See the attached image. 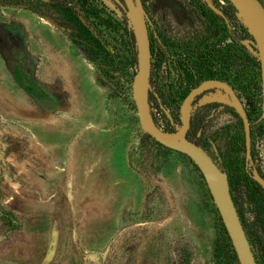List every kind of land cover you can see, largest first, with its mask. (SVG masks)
Listing matches in <instances>:
<instances>
[{
  "label": "rangeland",
  "instance_id": "1",
  "mask_svg": "<svg viewBox=\"0 0 264 264\" xmlns=\"http://www.w3.org/2000/svg\"><path fill=\"white\" fill-rule=\"evenodd\" d=\"M227 1L141 0L156 34L181 46L206 39L216 50L233 30ZM30 2L41 14L0 2V211L11 213L16 227L9 230L0 216V264H237L197 168L143 138L131 93L133 26L123 0H86L78 11L87 22L77 30L59 27L52 17L63 14L47 0ZM70 36L79 38L76 47ZM252 39L246 49L259 65L264 53ZM93 50L102 52L97 62ZM14 62L46 95L15 80ZM153 72L162 77L157 67ZM255 72L250 92L235 93L264 175L260 66ZM156 79L147 86L148 115L176 133L173 81ZM214 103L224 108L198 101L187 109L189 124L202 114L208 122L188 138L218 162L242 145V129L229 105ZM212 131L224 137L214 147L206 141ZM259 257L264 264V248Z\"/></svg>",
  "mask_w": 264,
  "mask_h": 264
},
{
  "label": "flooded vegetation",
  "instance_id": "2",
  "mask_svg": "<svg viewBox=\"0 0 264 264\" xmlns=\"http://www.w3.org/2000/svg\"><path fill=\"white\" fill-rule=\"evenodd\" d=\"M146 27H147L148 42H149V62H150L148 84L155 82L156 78H157L156 81L158 80L160 81L161 79H163L165 83H169L170 79L173 81V97L178 102L177 110H178L179 126H180L179 108L183 99L192 89L197 87L203 81L215 80V81L224 82L231 88L234 95L240 102V99L238 95L235 93L234 88L224 78L208 76V74H210V71L213 70L211 67H209L210 64L209 56H211L212 49H215L212 48L211 42H209L208 44L207 40L204 39L199 41L197 45H192V46L190 44H184L181 46V43L179 42H170L167 36L162 37L161 35L155 33L149 19L147 18V15H146ZM222 50H224L225 53L226 47L222 48ZM199 62H202L206 67L205 68L200 67ZM223 63L225 66V60L222 61V65ZM156 67L161 71L162 77L157 76V73L155 74L153 72ZM11 69H12L13 77L15 78V75L19 77L20 85L24 89L31 92L32 94L46 95V93H42V91L40 92L41 90L40 87H37L39 89H35L34 85L27 78L25 73H22V71H20L17 63L14 62ZM216 91H219L221 94H224L221 89L215 87L202 90L198 95H196L192 99L189 108L195 105L196 102L198 101L201 102V99L205 95H211ZM149 99L151 100V92L147 91V103H149L148 102ZM207 104L208 105L205 107H208L210 109L224 108L219 106L218 104H215L214 102ZM230 109L240 123L242 129V145L236 143L237 147L239 148L236 147L234 151L229 150L225 155L224 154L219 155L220 158L218 162H216L203 148L202 149L209 155L212 161L225 175L232 202L236 208L239 221L241 223L245 237L249 243L250 250L255 260V264H261L262 260L260 259L259 254L262 252L264 248V189L261 188L260 185H258L252 179V174L254 171L263 181H264V175L263 172L261 171V167L257 164L258 160H255V154L253 151V146L251 144L252 133H251L250 125H249V156L247 158L245 152V142H244L242 122L240 118L235 114L234 110L232 108ZM245 116L248 121L249 117L247 116L246 113ZM202 118H203V114L200 117L201 120H197L195 122L191 121L190 124L188 123V128L185 134V138L188 141L196 144L197 146H199L197 142L189 139L188 135L191 134L195 136L196 132H199L201 126H203V122H207V121H203ZM208 118H211V116H208ZM160 130L166 132V130L163 129ZM219 137H222V139H224L222 134L218 133L217 131H212L208 133L206 141L209 143L211 147H214V145L218 142Z\"/></svg>",
  "mask_w": 264,
  "mask_h": 264
},
{
  "label": "water",
  "instance_id": "3",
  "mask_svg": "<svg viewBox=\"0 0 264 264\" xmlns=\"http://www.w3.org/2000/svg\"><path fill=\"white\" fill-rule=\"evenodd\" d=\"M236 10L232 1H236L244 6L257 23L256 32L264 44V8L257 0H228ZM126 5L132 26L133 38L136 51V72L131 86L132 99L135 105L136 114L139 120L141 131L153 139L162 147L178 152L187 157L197 168L205 183L212 203L220 218L226 235L230 241L238 264H255L249 243L245 237L241 223L239 221L236 208L232 202L227 180L209 155L196 144L188 141L185 134L188 128L187 109L192 99L202 90L207 88H219L223 91L229 101V106L242 122L244 133L246 157L249 156V123L246 119L244 109L239 100L234 95L231 88L224 82L206 80L192 89L183 99L179 108V130L176 133L164 132L158 129L147 112V86L149 77V42L146 27V15L140 0H123ZM237 11V10H236ZM244 26L245 24L241 22ZM247 29V26H245ZM248 31V29H247ZM249 33V31H248ZM250 34V33H249ZM252 36V34H250ZM263 51V50H262ZM264 53V52H263ZM264 56L259 59L260 77L263 87L264 105ZM252 179L264 189V181L253 171Z\"/></svg>",
  "mask_w": 264,
  "mask_h": 264
},
{
  "label": "trees",
  "instance_id": "4",
  "mask_svg": "<svg viewBox=\"0 0 264 264\" xmlns=\"http://www.w3.org/2000/svg\"><path fill=\"white\" fill-rule=\"evenodd\" d=\"M0 2L8 5H22L32 13L41 14L40 11L35 7L34 3H31L30 0H0ZM84 2H86V0H47V4H49L55 10V12L63 14V19L52 17L56 24L61 28H68L72 30L82 29L84 27L82 20L87 22V14H80L78 11V8L83 10L84 7L82 4ZM227 8L229 10L228 13L230 20L232 21L233 30L227 31L226 36L229 39V43L226 45L225 53L222 49H212L211 56H209V62L211 64H209V67H211L213 70L210 69L212 71H210L208 76L224 78L234 88V90H243V93L247 94L253 88L252 86L257 82L256 80H258L255 67H258L259 65L253 55H251L246 49V44L250 46L254 41L252 36L247 31L248 28L246 29V27L235 18L236 10L228 1ZM118 10L121 12V14H123L124 10L122 8L118 7ZM127 35L130 39H132V32L128 29ZM69 40L73 45H75V47L77 44H79V38L77 36H70ZM253 50L255 51V49ZM101 54V51L93 50L89 57L93 62H97L98 56ZM224 60L225 66L224 63L222 65V61ZM202 62H199L200 67L205 68L206 66ZM15 79L18 83H20L19 77L17 75H15ZM243 81L245 82V85L240 87V83ZM148 102H150V99ZM143 138L151 141L158 147L164 148L146 134H143ZM0 216L4 219H7V226L9 230H14L16 228L15 225L11 223V213L8 211H0ZM217 220L223 245L231 254L232 259L237 263L234 251L218 214Z\"/></svg>",
  "mask_w": 264,
  "mask_h": 264
},
{
  "label": "bare ground",
  "instance_id": "5",
  "mask_svg": "<svg viewBox=\"0 0 264 264\" xmlns=\"http://www.w3.org/2000/svg\"><path fill=\"white\" fill-rule=\"evenodd\" d=\"M232 4L235 6V8L237 10L238 18L245 24V26H247L249 33L253 35L255 40L260 43V48L264 52V44L262 43L260 36L258 35V33L255 30L257 27L256 21L250 15V13L244 9L243 5L239 4L236 1H232ZM263 70H264V63H263ZM211 102L224 103V104H228V105L230 104L228 99L226 98V96L224 94H221L219 91H216L215 93H213L211 95H205L201 99V103H204V104L205 103H211Z\"/></svg>",
  "mask_w": 264,
  "mask_h": 264
}]
</instances>
